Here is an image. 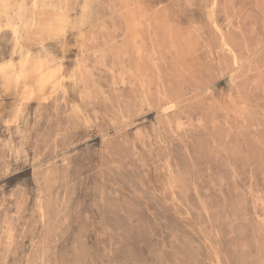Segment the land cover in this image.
Masks as SVG:
<instances>
[{
    "label": "rangeland",
    "instance_id": "374dc122",
    "mask_svg": "<svg viewBox=\"0 0 264 264\" xmlns=\"http://www.w3.org/2000/svg\"><path fill=\"white\" fill-rule=\"evenodd\" d=\"M0 264H264V0H0Z\"/></svg>",
    "mask_w": 264,
    "mask_h": 264
}]
</instances>
